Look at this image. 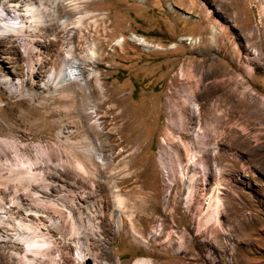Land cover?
<instances>
[{
	"label": "rangeland",
	"instance_id": "rangeland-1",
	"mask_svg": "<svg viewBox=\"0 0 264 264\" xmlns=\"http://www.w3.org/2000/svg\"><path fill=\"white\" fill-rule=\"evenodd\" d=\"M78 1L79 11L66 7V12L58 6L57 16L46 18L48 29L37 28V37H32L37 46L32 76L17 40L0 35V141L26 146L15 156L0 143V183H5L10 165L30 161L37 164L36 169L56 170L61 178L71 180L74 176L58 166L70 167L84 156L82 148L99 141L106 158L100 179L107 180L106 171L115 169L111 181L121 189L125 214L133 215L132 228L126 224L123 231H116L107 214L114 206L111 198L103 190L93 192L81 184L85 197L76 200L98 216L100 232L90 239L89 249L98 254L99 261L103 258L102 264H264V0ZM46 7L50 6L46 3ZM3 8L12 9L10 4ZM84 13L88 17L77 29L75 19ZM39 32L49 34V45ZM199 36L204 43L186 40ZM48 46L79 63L82 68H71L72 72H81L100 94L95 91L88 100L77 90L58 99L52 86L44 87L48 68H52L45 63L55 59L48 55ZM189 70L196 73V80L208 74L199 80L202 86L214 75L222 83L232 76L230 88L238 87L236 95L229 97L236 104L235 114L225 117L215 133H206L207 139L216 137L218 142L212 154L215 158L209 162L219 180L210 176L206 187H197L218 185L219 223L198 217L196 197L189 204L184 180L178 181L179 169L185 165L179 145L187 143L192 152L201 149L193 144V133L187 135L180 129L172 111L182 102L184 91L195 85L182 76ZM17 79L22 81L19 89L2 83L7 80L16 85ZM101 97L98 116H84ZM204 102L193 104L200 120L194 130L199 133V127L206 125L200 117L209 105L199 107L198 103ZM94 119L97 132L92 130ZM57 126L70 131L69 138L67 133L60 135ZM200 156L196 157L199 166L205 161ZM49 175L47 182L58 181V176ZM55 183L50 190L57 188ZM4 197L8 207L9 196ZM204 198L201 208L207 207ZM100 200L102 213L95 207ZM20 216L17 210L9 215L0 211L5 221L0 228V264H24L14 256L15 252L23 255V246L7 239ZM57 246V264H77L62 258L64 252L77 257L74 244L65 248L59 242ZM82 264L92 263L83 260Z\"/></svg>",
	"mask_w": 264,
	"mask_h": 264
},
{
	"label": "bare ground",
	"instance_id": "bare-ground-1",
	"mask_svg": "<svg viewBox=\"0 0 264 264\" xmlns=\"http://www.w3.org/2000/svg\"><path fill=\"white\" fill-rule=\"evenodd\" d=\"M64 1L66 0H0V35L3 37L13 36L23 48L22 53L26 59V65L28 67L27 71L30 76L34 73L35 60L33 59V54H35L34 51L37 48L35 45L36 39H34L37 36H34V34L39 31H37V28H47L46 26L49 23L47 24L46 18H48V16L55 18L57 16L58 6L62 7L64 11L66 7H68L69 11L74 12L79 11L82 8L78 0H69V2L66 3L67 6L64 4ZM46 3L50 6L48 9ZM7 4H10L12 9H4L3 6ZM68 10L66 12H68ZM86 17H88V13L76 17L74 23L76 24L77 29H79L78 27H82ZM60 24L63 28H66V21H62ZM210 27L211 30L212 26ZM213 30L214 29L211 31ZM45 32L47 33V31ZM45 32H39L38 35H45V40L48 42L47 45H49L50 39L47 38L49 34H46ZM33 36L34 38H32ZM211 37L210 40L214 38V36ZM186 40L188 43L194 44L205 42L200 36L196 38L190 37ZM51 46H48L47 48L49 52L48 55H52V57L55 56V59L53 60V58H51L53 61H50L49 63L45 61V65H52V68H48V74L42 84L44 87L48 88L49 85L52 86L54 95H56L58 99L61 97L64 98V96L69 94H74L77 90H80L84 98L88 100L93 98V95L96 93L95 91L100 94V89H94L93 86L88 83L87 79L82 78L81 72H72L73 70H71V68H82L79 63L72 61V58H68L66 55H60V51L51 48ZM54 62H56L57 65H55ZM195 75L196 73L194 74L190 70L186 73L182 72V76L185 77L187 81L193 80L195 85L188 89L186 88L187 90L184 91L185 94L180 96L182 102L177 106H173L174 108L172 107V111L179 120L180 129L187 135L189 132L190 134L193 133V144L196 143L201 148L200 151L192 152L189 147L190 145L187 143L179 145L178 150L180 156L185 158V165L181 166L179 169L178 181L181 182L182 179L184 180L183 184L187 187V202L189 204L193 197H196L194 204L196 205L195 210H197L198 217L200 218L202 216V220L205 217L206 221L214 219L219 223L218 217L221 213L222 204L218 195V185L216 184V186H212L210 189L202 190L197 189V187H206L208 185L207 180L210 176L216 177V180H219L218 171L214 172L212 164L209 162L210 160L213 161L215 158L212 154L217 151L218 142L216 137L213 140L207 139L208 137L206 136V133H215L225 117L231 119L232 115L235 114L236 104L233 100H230L229 97L236 95L235 89L238 87L235 89L230 88V85L233 84L232 76L226 78L227 81L224 79L225 81L222 83L221 81L216 80L217 77L211 75V78L214 79L202 86L199 80L204 81L208 74H202L201 79L197 76L199 80H196ZM2 83L6 84V87L11 86L17 89L21 88L22 85L20 79H17L16 85L14 82L12 84V82L10 83L7 80H3ZM202 99L206 100V102H204V104L198 103V106L204 107L209 105V107H207L208 109L205 110L200 117L201 120L203 119L206 121V125L205 127H199V130L201 131L199 133V131L196 132L197 130H194V126L197 124L196 122H200V120H198L195 115L196 113L194 112L193 104L194 102H197V100L200 101ZM98 100H95V106L90 108L89 111L84 112L85 110H82L85 113L84 116L87 115L88 118H96L98 116L96 109L99 106L98 104L102 101V97L99 101ZM210 101H212L211 104ZM97 119L92 121V130L95 132L99 130ZM89 129H91V127H89ZM57 132L60 135L67 133L68 136H66V138H69L70 131H64L63 127L57 126ZM79 141L81 142L82 140ZM0 143L3 150L10 149L15 156L17 155L18 150L25 146L8 140H2ZM101 148V143L99 141H94V143L82 148L84 154L82 159L74 160L70 164V167L63 163L58 166L61 171L70 173L74 176L71 180L64 179L65 177L61 178L56 170L49 168L44 170L36 169L35 166L37 164L35 165V162H33L34 164L31 163V161L24 165L17 164L13 167L10 165V167L5 170V183H0V211H3V213L7 215H9L12 210L21 212V218L13 223V232L10 235V238H7L9 241L23 246L24 253L22 256L17 252L14 253V256L19 263L42 264L43 261H48L49 264H57L60 255L57 245L61 242L65 248L72 246V244L75 245L77 257H73V255L70 254L69 256L66 252L62 254V258L66 263L71 259L77 264H82L83 260H87L92 264H102L103 258L99 261L98 254L90 252L89 249L90 239L99 235L100 225L98 224V216L95 212H89L87 207H85V209L83 208L84 205L81 203V200L85 197V193H83L85 188H83L81 184L88 185L93 192L95 189L103 190L111 198L114 206L112 209L107 210V214L113 220L116 231H123L126 224L132 228L131 218L133 215L125 214L126 205L125 199L121 194V189L118 185L113 184V180L111 181L114 172H116L115 169L106 171L107 180L104 181L100 179L102 166L106 164V158L100 152ZM40 151H42L41 148ZM200 154V160H205L203 161L204 164L201 166L197 165L199 160L196 159ZM233 158L235 159V156H233ZM180 160L181 158H179V161ZM192 162L195 164L191 167L190 165H192ZM198 173H200V175L195 176ZM49 174L56 177L58 176V181H55L56 183L47 182L46 178L50 176ZM53 183H55L57 188L50 190L49 186ZM52 186L54 187V185ZM135 188L141 190V186H136ZM197 190H199V192ZM6 193L9 196L8 207H5L4 196ZM78 196L81 200H76V197ZM204 197H207V207L203 208L202 206L201 208L200 204L205 199ZM167 203L168 201L166 204ZM202 204L204 205L206 203ZM95 207L99 213H102L101 200L95 204ZM105 208L107 209V207ZM166 209L167 207H165L164 212ZM188 209H190L189 205ZM4 222L0 219V228ZM58 237L61 239L59 242L57 241L59 239ZM141 263L142 262H136L135 264Z\"/></svg>",
	"mask_w": 264,
	"mask_h": 264
}]
</instances>
